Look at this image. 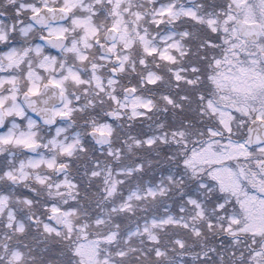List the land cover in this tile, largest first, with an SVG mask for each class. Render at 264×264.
Listing matches in <instances>:
<instances>
[{
  "label": "snow or ice",
  "instance_id": "1",
  "mask_svg": "<svg viewBox=\"0 0 264 264\" xmlns=\"http://www.w3.org/2000/svg\"><path fill=\"white\" fill-rule=\"evenodd\" d=\"M0 264H264V0H0Z\"/></svg>",
  "mask_w": 264,
  "mask_h": 264
}]
</instances>
